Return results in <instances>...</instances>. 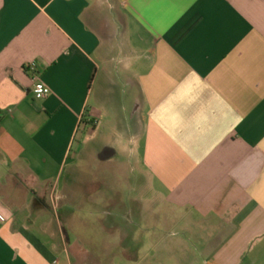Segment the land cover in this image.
I'll return each instance as SVG.
<instances>
[{
	"label": "crops",
	"instance_id": "crops-1",
	"mask_svg": "<svg viewBox=\"0 0 264 264\" xmlns=\"http://www.w3.org/2000/svg\"><path fill=\"white\" fill-rule=\"evenodd\" d=\"M0 264H264V0H0Z\"/></svg>",
	"mask_w": 264,
	"mask_h": 264
},
{
	"label": "built area",
	"instance_id": "built-area-1",
	"mask_svg": "<svg viewBox=\"0 0 264 264\" xmlns=\"http://www.w3.org/2000/svg\"><path fill=\"white\" fill-rule=\"evenodd\" d=\"M31 69H34V66H32ZM33 92L36 98L37 94H39V98L37 99H44L51 94L50 88L41 81H36Z\"/></svg>",
	"mask_w": 264,
	"mask_h": 264
},
{
	"label": "clouds",
	"instance_id": "clouds-1",
	"mask_svg": "<svg viewBox=\"0 0 264 264\" xmlns=\"http://www.w3.org/2000/svg\"><path fill=\"white\" fill-rule=\"evenodd\" d=\"M37 98H39V94H37Z\"/></svg>",
	"mask_w": 264,
	"mask_h": 264
}]
</instances>
